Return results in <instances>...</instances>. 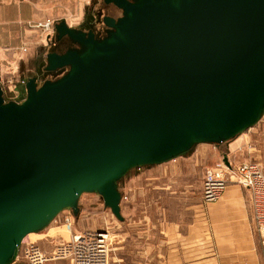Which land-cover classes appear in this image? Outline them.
I'll use <instances>...</instances> for the list:
<instances>
[{
    "label": "water",
    "instance_id": "1",
    "mask_svg": "<svg viewBox=\"0 0 264 264\" xmlns=\"http://www.w3.org/2000/svg\"><path fill=\"white\" fill-rule=\"evenodd\" d=\"M105 5L122 12L99 34L55 25L65 47L44 71L67 68L61 77L28 79L21 102L0 78V264L61 213L78 217L85 194L122 221L128 174L224 144L264 115V0Z\"/></svg>",
    "mask_w": 264,
    "mask_h": 264
},
{
    "label": "rangeland",
    "instance_id": "2",
    "mask_svg": "<svg viewBox=\"0 0 264 264\" xmlns=\"http://www.w3.org/2000/svg\"><path fill=\"white\" fill-rule=\"evenodd\" d=\"M15 1L24 2L28 14L25 17L14 18V21L7 24L0 23V78L5 99L21 102L27 95L28 79L38 76L41 84L47 79L55 80L67 71V69L48 71L45 74L43 72L47 65V54L53 51L60 52L65 47V44H54L55 25L64 20L69 27L87 30L90 20L98 18V7L104 3L103 0H12L13 3ZM102 18L103 15L100 17L99 26ZM46 23H49V26H43ZM26 53L27 58L23 59ZM26 59L28 66L33 68L31 72L29 68L21 67L24 66ZM236 141H240V145L231 149L230 146ZM225 152L228 153L230 165L224 161ZM221 163L225 164L226 190L230 185H237L249 198V215L263 264L264 215L259 212L256 192L243 187L239 180L243 165H256L264 178V115L257 125L225 145H198L192 152L175 160L157 166L142 167L128 174L119 184L123 222L105 207L100 196L83 195L78 205L80 208L78 217L73 215V211H65L50 225V228L61 229L54 241L46 243L47 250L52 252L58 244L70 240V231L73 228L69 229L66 226V218L72 216L73 226L82 225L84 227L82 232L95 230L97 227L108 234L111 264L132 262L130 256L132 258L139 256L144 258L145 263L154 264V250L151 249L147 260V253L139 246L140 238L136 240L133 238L142 233L145 227H149L152 233L150 240L153 241L156 220H159L157 225L160 234V220L176 217L181 207L196 203L198 198H201L204 205L219 201L220 199L211 203L205 202L204 181L207 170ZM129 182L133 184L132 191L128 188ZM134 193L136 195L143 193L144 196L135 195V199L132 200L131 196ZM30 238L34 239V236L28 237L26 241H32ZM32 242L43 247L39 242L34 240ZM130 246L133 248L132 253L129 252ZM14 264H22V260Z\"/></svg>",
    "mask_w": 264,
    "mask_h": 264
},
{
    "label": "crops",
    "instance_id": "3",
    "mask_svg": "<svg viewBox=\"0 0 264 264\" xmlns=\"http://www.w3.org/2000/svg\"><path fill=\"white\" fill-rule=\"evenodd\" d=\"M26 14H28L27 5L24 2L15 1L13 3L12 0H0L1 24L14 21V18L25 17ZM27 54L23 56V59L27 58ZM21 67L29 68L30 72L33 71V68L28 66L27 59L24 66ZM228 142L220 144V146ZM238 145H240V141H236L230 147L232 149ZM225 156L228 157L227 152L224 153ZM127 185L132 191V182ZM135 195L134 193L131 196L132 200L135 199ZM136 196L143 197L144 194L139 193ZM196 201V203L181 207L176 217L164 221L163 219L160 220V234L157 225L159 220H156L153 241L150 240L152 233L149 227H145L142 233H138V238H133V240L140 238L139 246L140 248L143 247L144 252L147 253V260L151 249H153L154 264H262L249 215V198L239 186H228L220 200L215 203L204 205L201 198ZM123 221L124 218L120 222ZM72 228L70 240L75 234H80L84 230L80 224H75ZM60 229L61 227L50 228L49 226L40 233L30 235L34 236V239H30L39 242L43 246L42 248L49 252L46 243L50 240L54 241V238L58 237ZM95 230L102 231L101 228L97 227ZM131 250L133 248L130 246V253H132ZM138 253L143 252L138 251ZM130 258L132 262L126 264H147L142 257L132 258L130 256ZM48 264L71 263L69 260H58Z\"/></svg>",
    "mask_w": 264,
    "mask_h": 264
},
{
    "label": "built area",
    "instance_id": "4",
    "mask_svg": "<svg viewBox=\"0 0 264 264\" xmlns=\"http://www.w3.org/2000/svg\"><path fill=\"white\" fill-rule=\"evenodd\" d=\"M43 26H49L46 23ZM225 164L209 168L205 174L204 200L217 201L224 194L227 181ZM240 184L258 195L259 212L264 215V178L256 165H243L240 170ZM73 217L66 218V226L73 227ZM18 260L23 264H48L52 261L69 260L71 264H111V248L108 234L104 231L86 230L75 234L70 241L58 244L52 252H47L35 242L23 241Z\"/></svg>",
    "mask_w": 264,
    "mask_h": 264
},
{
    "label": "bare ground",
    "instance_id": "5",
    "mask_svg": "<svg viewBox=\"0 0 264 264\" xmlns=\"http://www.w3.org/2000/svg\"><path fill=\"white\" fill-rule=\"evenodd\" d=\"M130 1H132V0H130ZM103 3H104V0H103ZM105 8H108L109 9V11H107L106 13H109V14H112L113 16H114V18L115 19H118L120 16H121V10H119V9H117V8H115L114 6H112V5H109V6H106L105 5ZM110 9L112 10V12L110 11ZM103 24V25H102ZM103 26H105V23H104V21H103V18H102V22H101V25H100V27H103ZM100 27H98V28H100ZM98 28H96V26L94 27V32L96 31L98 34L100 33V32H98ZM95 32V33H96ZM67 68H64V69H59V70H66ZM57 71V70H56ZM44 72V74L47 72V71H43ZM38 81H39V79H38ZM26 83H27V81H26ZM39 84H40V82H38Z\"/></svg>",
    "mask_w": 264,
    "mask_h": 264
},
{
    "label": "flooded vegetation",
    "instance_id": "6",
    "mask_svg": "<svg viewBox=\"0 0 264 264\" xmlns=\"http://www.w3.org/2000/svg\"><path fill=\"white\" fill-rule=\"evenodd\" d=\"M108 10H103L102 9V6H100V7H98V15H97V19H96V17L94 18V19H92V20H90V24H89V26H88V28H87V30H89V29H92V28H94L95 26H96V28H98V27H100L99 26V22H100V17L103 15H105V14H107L106 12H107ZM112 15V14H111ZM106 27L105 26H103V27H100V28H98L99 29V32L100 31H102L103 29H105ZM54 42H55V40H54ZM55 44V43H54ZM56 45V44H55Z\"/></svg>",
    "mask_w": 264,
    "mask_h": 264
}]
</instances>
